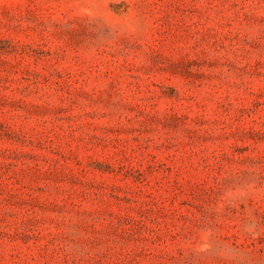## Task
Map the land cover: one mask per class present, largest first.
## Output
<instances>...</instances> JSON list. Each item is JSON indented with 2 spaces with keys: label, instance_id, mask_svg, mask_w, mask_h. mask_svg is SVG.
<instances>
[{
  "label": "rangeland",
  "instance_id": "obj_1",
  "mask_svg": "<svg viewBox=\"0 0 264 264\" xmlns=\"http://www.w3.org/2000/svg\"><path fill=\"white\" fill-rule=\"evenodd\" d=\"M0 264H264V0H0Z\"/></svg>",
  "mask_w": 264,
  "mask_h": 264
}]
</instances>
